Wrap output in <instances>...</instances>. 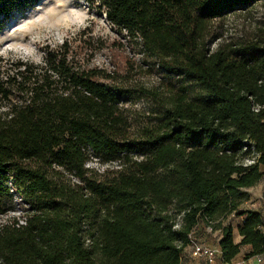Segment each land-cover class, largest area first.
<instances>
[{"label": "trees", "instance_id": "obj_1", "mask_svg": "<svg viewBox=\"0 0 264 264\" xmlns=\"http://www.w3.org/2000/svg\"><path fill=\"white\" fill-rule=\"evenodd\" d=\"M81 1L177 82L138 90L135 123L130 87L68 40L0 66V216L22 213L0 264H180L209 224L218 264L264 252V216L241 209L264 179V27L211 48L214 22L264 0ZM33 2L0 0V31Z\"/></svg>", "mask_w": 264, "mask_h": 264}, {"label": "rangeland", "instance_id": "obj_2", "mask_svg": "<svg viewBox=\"0 0 264 264\" xmlns=\"http://www.w3.org/2000/svg\"><path fill=\"white\" fill-rule=\"evenodd\" d=\"M257 27H264V4H257L247 11L214 22L211 48L221 43L242 42L252 36ZM65 40L70 41L72 50L81 62L90 68L117 72L123 84L130 87L134 93L132 103L127 108L134 113L135 123L146 120L152 109L151 102L142 98L138 90L149 89L168 80L177 82L176 79L168 78L154 60L138 56L132 45L109 28L104 16L89 9L81 0H34L29 9L13 14L0 31V66L17 59L39 64L45 46L60 45ZM189 88L197 91L193 86ZM96 168L102 171V167L96 165ZM246 194L247 200L241 209L264 212V181L246 190ZM11 206L13 212L0 216V225L22 214L19 199L13 198ZM239 222L240 219L231 216L223 223L232 225L234 243L239 240L236 231ZM204 239L208 246H214L217 240L216 236L209 235ZM246 252V248H241L236 259ZM180 264L204 262L192 258L186 247Z\"/></svg>", "mask_w": 264, "mask_h": 264}, {"label": "built area", "instance_id": "obj_3", "mask_svg": "<svg viewBox=\"0 0 264 264\" xmlns=\"http://www.w3.org/2000/svg\"><path fill=\"white\" fill-rule=\"evenodd\" d=\"M234 217V215H232ZM206 232L210 236H216L218 240L220 238V230L214 231L209 224L206 227ZM262 234H264V227L261 228ZM190 251V256L195 259H200L204 262V264H218V257L220 255V251L216 245L208 246L203 242L191 240L189 245L187 246ZM264 264V252L254 255L250 258L244 259H236L227 264Z\"/></svg>", "mask_w": 264, "mask_h": 264}, {"label": "crops", "instance_id": "obj_4", "mask_svg": "<svg viewBox=\"0 0 264 264\" xmlns=\"http://www.w3.org/2000/svg\"><path fill=\"white\" fill-rule=\"evenodd\" d=\"M262 181H264V179H262L260 182H262ZM260 182H259V183H260ZM255 211L261 213L262 216H264V212H262V211H260V210H255ZM239 239H240V238H239ZM238 242H239V240H238ZM238 242H237V243H238ZM240 258H243V256L239 257V259H240ZM248 264H249V263H248Z\"/></svg>", "mask_w": 264, "mask_h": 264}]
</instances>
